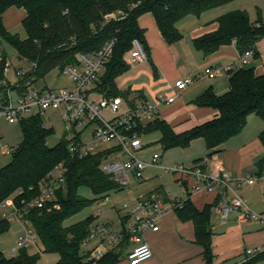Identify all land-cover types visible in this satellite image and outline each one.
<instances>
[{
  "label": "trees",
  "instance_id": "1",
  "mask_svg": "<svg viewBox=\"0 0 264 264\" xmlns=\"http://www.w3.org/2000/svg\"><path fill=\"white\" fill-rule=\"evenodd\" d=\"M233 0H0V42L5 41L15 48L18 59H26L37 66L19 78L28 80L31 75L37 81L55 69L76 63L79 53H94L103 45L116 38L112 57L98 82L99 90L106 96H123L128 100L130 92L119 89L117 78L125 74L130 66L126 54L132 47L134 38L143 43L144 31L139 26V17L152 12L159 29L169 43L178 41L182 35L177 22L187 15L199 16L204 11L230 3ZM11 7L26 11L22 27L25 38L6 28L3 15ZM133 8L130 10V8ZM118 9L127 10L128 15L121 20L105 22V15ZM218 30L195 40V46L211 54L222 45L236 42L240 55L248 49L254 51V58L260 56L258 42L264 38V18L252 22L245 9H237L219 17ZM147 49V48H146ZM8 55H0V99L7 98L16 84L5 75ZM229 90L217 95L209 87L195 100L199 106H210L219 110V115L194 128L177 133L163 119H155L139 129L141 135L153 131L161 133L163 150L186 148L197 138H203L208 149L207 158L222 150V145L238 135L246 126L251 114L264 121V74H257L254 66L230 70ZM132 108H135L131 104ZM23 138L16 146L11 161L0 167V205L10 197L18 203L23 198L39 195L40 182L56 165L65 166L66 183L57 190L56 204L32 209L28 216L43 245L42 252L59 254L57 264H91L81 254V243L89 233L95 216L66 225V221L82 209L104 199L111 190H122L117 181L101 169L102 161L114 150L109 149L86 156L72 157L68 150L66 136L55 145L48 139L53 132L45 126L40 116H29L20 120ZM264 138V133L262 134ZM264 170V156L257 162ZM82 186L89 187L95 198L88 200L79 194ZM219 196L211 204L198 208L190 198L181 200L175 208L179 217L191 220L195 225L196 242L203 247L206 264H212L214 207ZM123 221V219H122ZM11 223L0 216V236L6 233ZM128 241L111 249L99 264H117L126 251ZM41 253H30L22 248L18 254L8 257L0 251V264H39Z\"/></svg>",
  "mask_w": 264,
  "mask_h": 264
},
{
  "label": "crops",
  "instance_id": "2",
  "mask_svg": "<svg viewBox=\"0 0 264 264\" xmlns=\"http://www.w3.org/2000/svg\"><path fill=\"white\" fill-rule=\"evenodd\" d=\"M233 1L204 11L199 16L187 15L182 18L176 24L182 37L174 43H169L164 38L152 12L141 15L138 22L144 31L148 59L142 62H127L130 68L124 74L127 78L123 81V92L129 91L130 95L128 100L121 96L124 108H132L131 104L136 106L139 103H150L155 107L150 121L163 119L177 133L216 118L219 110L210 106H199L195 100L209 87H212L217 95L229 90L230 70H227L226 66L234 65L240 57V52L236 42L232 41L207 55L195 46V40L218 30L220 16L243 9ZM25 16L26 11L23 8L11 7L4 13L3 21L6 28L14 32L21 28ZM257 48L260 56L254 58L249 66H254L256 73L260 75L264 74V38L258 42ZM208 68L220 69V74L210 77L206 73ZM187 76L193 78V84L180 92L173 102L161 100L162 97L173 95L176 91V81ZM8 79L11 81L9 77ZM263 133V119L251 114L243 130L224 143L222 150L210 158H207L208 149L203 138L193 140L186 148H172L177 150L174 153H171L173 150L170 149L169 156L162 155L159 165L148 167L142 179H134L128 186L133 192V199L140 194L155 191L162 195L168 205L190 198L202 209L206 204L213 203L217 194L193 192V180L190 177L170 172L166 166L183 163L210 168L219 165L229 170L232 178L240 180V184L234 188L247 204L253 210L264 213V170H260L257 164L264 156ZM152 134L161 138L159 131L142 135L144 150L140 156L146 160L151 158L154 151H158H146ZM249 177L256 178L252 185L245 181ZM212 223V264H264V252L250 259H247L246 255V249L264 244V224L258 221L240 222L237 212H230L226 217H221L215 211ZM120 224L121 218L119 225H114L119 227ZM145 237L154 254L143 264H206L204 249L196 242L193 221L182 220L175 209H170L165 214L160 231L148 232ZM127 253L128 251H125L122 257ZM122 257L117 264H129V260L122 261Z\"/></svg>",
  "mask_w": 264,
  "mask_h": 264
},
{
  "label": "built area",
  "instance_id": "3",
  "mask_svg": "<svg viewBox=\"0 0 264 264\" xmlns=\"http://www.w3.org/2000/svg\"><path fill=\"white\" fill-rule=\"evenodd\" d=\"M128 13L124 9L110 12L105 15V22L121 20ZM116 41V38L107 41L94 53H79L76 63L68 64L62 70L55 69L67 80V84L57 87H51L48 83L39 84L34 75L22 83L18 82L19 78L35 70L37 66L35 63H31L27 69L14 70L17 76L14 82L16 88L8 91L6 99H0V119L4 118L13 124L20 123L21 119L29 116H40L44 119L49 111H59L68 129L66 139L70 155L84 158L104 150L116 149L102 161L101 169L125 189L134 179H142L148 167L159 165L162 154L154 151L149 160L140 156L141 151L144 150V143L138 131L152 119L154 105L139 103L135 108H127L120 113L124 103L123 98L106 96L99 90L98 82L112 57ZM147 59L148 52L143 41L138 37L134 38L132 47L127 52L126 62H142ZM253 59L254 51L248 49L240 55L234 65L226 66V69L247 67ZM9 70L8 62L5 68L6 77L9 75ZM206 73L210 77H215L220 74V69L208 68ZM193 82L191 76L178 79L174 94L167 98L162 97L161 100L167 103L173 102L176 96ZM103 110L110 111L114 117L105 118L102 115ZM45 126H47L46 123ZM87 130L89 132L86 137L84 133ZM15 148L0 145V156H12ZM110 157L113 158L110 159ZM166 169L190 177L193 180V192L204 191L217 194L219 202L213 211L221 217H226L230 212H237L240 222L258 221L264 224V213L253 210L238 194L234 187L240 184V180L232 178L226 168L219 165L203 168L199 165L188 166L180 163L166 166ZM64 174L65 166L60 163L40 182L39 195L30 199L23 198L18 203L14 197H10L0 205L1 218L10 223L16 221L23 229L15 245L9 247L8 252L3 251L8 257L16 256L20 249L28 248L40 241L28 214L35 208H44L53 204L58 206L56 193L66 183ZM245 181L252 185L256 178L249 177ZM180 203L181 200H177L168 205L162 195L153 191L140 194L133 201H124L122 204L124 215L120 216L121 224L117 228L111 222H99L98 216H95L96 222L92 224L89 233L81 243V246L87 248L83 252L85 260L91 264H99V261L111 249L127 240L129 246L126 251H128L129 264L145 263L154 254L145 237L146 233L160 231L165 214L168 210L175 209ZM263 252L264 244L250 247L246 249L247 259Z\"/></svg>",
  "mask_w": 264,
  "mask_h": 264
},
{
  "label": "rangeland",
  "instance_id": "4",
  "mask_svg": "<svg viewBox=\"0 0 264 264\" xmlns=\"http://www.w3.org/2000/svg\"><path fill=\"white\" fill-rule=\"evenodd\" d=\"M233 3L239 6L240 8L245 9L249 13V17L252 22H256L260 16L264 18V0H234ZM16 31L14 32L10 31V32L12 33V35H18L21 38L26 36V33L22 26L20 29H16ZM15 51L16 50L12 45L8 44L5 41L0 42V55L2 53H6L9 58L8 62L10 63V70H9V75L7 74L8 75L7 77L11 79L12 83H14L17 79V76H15L14 74V70H17L19 68L27 69L28 67L31 66V63L28 60L18 59ZM126 78L127 76H125L124 74L117 78L118 83L122 86L120 87L119 85V89L121 91H124L125 85L123 81ZM66 81L67 80L63 76L59 75L57 70H53L49 74H47L43 79H41L38 83L39 84L48 83V85L51 87H57L62 84H67ZM121 111L122 112L120 113H123L124 111H126V108L122 106ZM102 115L107 119H111L114 117V114L107 110L105 111L103 110ZM44 119L46 125L49 128L53 129V132L48 139V144L55 145L66 136L68 131L66 127V123L62 120L59 111H49L47 117L45 116ZM88 130L84 133L86 137L89 132ZM22 138H23V134L19 123L11 124L4 118L0 119L1 146L5 145L10 148H14L21 142ZM154 150H158L165 157V156H169L170 151L173 149L171 148V150L169 149L167 151L163 150L162 145L160 143V139L155 134H152V136L149 137L146 151L148 152ZM176 151L177 150L174 149L173 152L171 153H174ZM11 158H12L11 155H3V156L1 155L0 167L9 163L11 161ZM111 158L113 157H110V159ZM79 194L80 196L88 200H92L95 198V194L87 186H82L79 190ZM133 200H134L133 192L131 191V187L130 188L126 187L125 189L119 191L111 190L107 193L104 199H98L97 201L88 205L80 212L69 218L65 224L71 225L73 223L84 220L90 216H98V221L101 223L112 222L115 225H119L120 216L123 217L124 215V211H122V204L124 203V201H133ZM21 232H23L21 225L18 222L13 221L11 223L10 229L6 233L0 236V251L7 250L8 252L9 247L15 245L17 238ZM86 249H87L86 247L81 246L82 255H84L83 252ZM28 251L31 253H38V252L41 253V259L39 261V264H57V262L59 261V254L42 252L43 245L40 241H37V243H34L31 246H29ZM126 259H128L127 254H125L122 257V261Z\"/></svg>",
  "mask_w": 264,
  "mask_h": 264
}]
</instances>
